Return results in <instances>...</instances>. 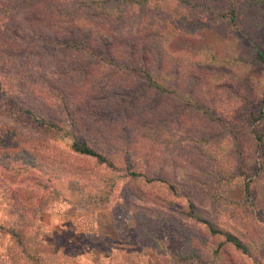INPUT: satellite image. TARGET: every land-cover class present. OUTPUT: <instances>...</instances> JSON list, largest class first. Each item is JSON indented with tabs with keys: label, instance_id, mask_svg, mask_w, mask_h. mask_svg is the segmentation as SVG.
<instances>
[{
	"label": "trees",
	"instance_id": "16d2710c",
	"mask_svg": "<svg viewBox=\"0 0 264 264\" xmlns=\"http://www.w3.org/2000/svg\"><path fill=\"white\" fill-rule=\"evenodd\" d=\"M132 21L134 32L127 30ZM263 36L264 0H0V106L46 130L64 132L73 157L120 174L118 182H140L149 194L131 193L148 208L158 206L161 215L141 214L137 225L142 230L134 227L128 237L138 243L145 234L160 258L164 253L147 224L174 217L200 227L185 231V246L191 250L179 255L181 262L216 264L226 248L257 255L264 242L245 203L251 199V181L243 184L244 203L220 193L239 175L228 154L231 144L214 143L217 151L208 152L205 138L180 142L197 151L199 165L210 162L201 178L191 163L173 166L162 159L159 137L168 129L166 121L178 122L170 98L209 115L195 96L205 93L220 100L226 84L238 78L231 73L243 77L264 68ZM260 94L261 110L250 116L248 130L253 146L236 147L237 157H259L264 148V92ZM165 143L167 148L171 144ZM30 148L9 127H0V182L17 185L3 192L10 201L3 228L14 264H55L54 256L38 251V240L30 233L53 199V180H82L87 170ZM27 180L31 183L23 185ZM116 183L101 204L110 203ZM159 186L164 197L152 191ZM260 193L264 197V185ZM130 206L135 214L145 210ZM223 217L232 225L221 226Z\"/></svg>",
	"mask_w": 264,
	"mask_h": 264
},
{
	"label": "rangeland",
	"instance_id": "374dc122",
	"mask_svg": "<svg viewBox=\"0 0 264 264\" xmlns=\"http://www.w3.org/2000/svg\"><path fill=\"white\" fill-rule=\"evenodd\" d=\"M61 5H65L67 10L71 8L75 11L70 5ZM133 24L134 21L130 22L127 30L134 32ZM262 44L264 50V36ZM231 74L238 78H232L226 84L228 90L220 100H214L213 96L205 93L195 96L197 104L210 110L209 115L195 111L184 101L172 98L168 100L169 104H173L174 112L179 113V117L178 122H173V125L170 120L166 121L165 126H168V129L159 137L161 140L159 154L173 166H189L186 163H191L193 167H196L198 175L204 178V172L210 170V162L206 163L207 166L199 165L202 159L198 158L197 151L190 143L180 142L196 137L205 138L209 142L204 143L203 149L208 152L217 151L214 143L231 144L228 154L233 159V171L239 175L224 186L220 193L228 200L244 203L246 200L243 184L251 181V199L245 203L251 206L249 211L252 219L256 221L258 236L264 242V197L260 193L261 186L264 185V148L259 157L246 154L247 156L244 155L242 158L237 157L235 153L236 147L242 149L243 144L253 146L248 130L250 116H259L261 110L260 93L264 92V68L254 69L243 77H239L236 72ZM168 97L170 96L165 97L166 101ZM227 101L230 104H221ZM0 108L2 110L0 127L7 126L13 130L22 145L28 147L29 144L31 148L35 146L45 155L56 156L59 159L67 158L87 170L82 180L67 176L53 180L51 183V187L55 189V194L51 193L53 199L45 208L41 221L37 222L38 227L30 233L31 237L38 240V251L46 256H54L55 264H213L206 259L188 262L177 259L180 254L191 250L190 247L185 246V231L195 232L200 228L192 226V222L184 218L174 217L161 224L153 222L147 224L149 229H152L154 240L160 244V252L164 253L165 257L160 258L159 254L155 253L154 243L149 242L145 234L141 235L140 242H133L128 237L131 236L128 233L134 227L137 228L136 230H142L141 225H137L138 220L144 218L141 214L161 215L157 212L158 206L148 205L150 206L148 208L131 193V189H137L142 194H149L147 189H142L140 182L138 184H132L126 180L118 182L120 174L116 175L104 167H97L93 160L73 157L70 154L71 141L63 135L64 132H54L39 127L7 105H1ZM260 130L264 133V121L261 123ZM165 142L171 143L168 148ZM150 146L158 148L157 145ZM261 163L263 166L258 170ZM167 171L170 173V167H167ZM34 172L40 174L36 170ZM6 176L7 174L3 178ZM23 176L25 174L18 175L14 181L15 184H18ZM112 176H115V179L109 180L108 178ZM112 181L118 183L114 187L111 201L107 205L103 201L101 204L100 200L108 196ZM30 183L31 181L28 180L23 181V185ZM16 186L8 181L0 182V264H14L10 238L3 228L10 201L4 199L3 192ZM154 190L160 197L166 195V191L161 186L152 191ZM132 204L138 207L144 206L145 210L135 214L134 208L130 206ZM205 208L208 209L210 206ZM218 222L221 226L232 225L226 217ZM203 256L206 258V255ZM216 264H264V247L253 256L243 255L232 248H226Z\"/></svg>",
	"mask_w": 264,
	"mask_h": 264
}]
</instances>
